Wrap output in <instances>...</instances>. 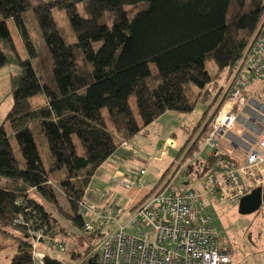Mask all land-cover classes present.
Wrapping results in <instances>:
<instances>
[{"label": "trees", "instance_id": "1", "mask_svg": "<svg viewBox=\"0 0 264 264\" xmlns=\"http://www.w3.org/2000/svg\"><path fill=\"white\" fill-rule=\"evenodd\" d=\"M139 3L147 6L127 17L124 8ZM263 32L264 0H0V70L18 68L0 124V251L8 229L16 234L9 264H32L29 233L15 217L29 207L60 239L68 225L84 230L78 206L98 169L163 114L191 113L207 86L229 75L248 38ZM43 261L63 264L48 254Z\"/></svg>", "mask_w": 264, "mask_h": 264}, {"label": "built area", "instance_id": "2", "mask_svg": "<svg viewBox=\"0 0 264 264\" xmlns=\"http://www.w3.org/2000/svg\"><path fill=\"white\" fill-rule=\"evenodd\" d=\"M259 82L264 83V32L249 39L208 117L217 111L203 140V147L210 152L209 166L203 174V193L175 190L173 183L180 166L177 164L152 192L127 209L116 200L106 202L104 207L81 201L78 214L83 229L99 238L78 264L90 260L95 264H230L231 250L219 248L204 196L214 202L237 204L263 184L264 175L257 177L256 172L264 164V140H258L241 162L219 148L220 141L248 106L264 109L247 97L248 90ZM119 148L134 153L126 142ZM144 174L141 170L132 178L113 175L109 182L130 190L139 186ZM25 213L27 217L18 215L13 224L25 227L29 233L32 264H45L41 246L59 251L63 242L47 233L45 223L35 211L27 207Z\"/></svg>", "mask_w": 264, "mask_h": 264}, {"label": "rangeland", "instance_id": "3", "mask_svg": "<svg viewBox=\"0 0 264 264\" xmlns=\"http://www.w3.org/2000/svg\"><path fill=\"white\" fill-rule=\"evenodd\" d=\"M45 0H32V5L38 4ZM147 6L146 3H139L136 5H131L125 7V13L127 17H132L134 14L143 10ZM58 20L60 22V26H63L65 31V38L70 42H73L74 39L71 35V30L67 19L64 17L63 13L59 14ZM8 27L10 29L11 35L17 47V50L21 57H26V53L20 41V38L16 32L15 27L11 22H8ZM36 31L39 34L38 29ZM251 38V36L248 38ZM98 46V45H97ZM36 66V63H34ZM13 67H5L2 71H0V120L3 121L4 115L7 110L10 108L12 104L11 96L9 95V88L5 87V75L12 69ZM151 69L155 74V68L151 65ZM263 82H259L258 85ZM7 85V84H6ZM264 86V83H263ZM262 94L256 96L255 101L261 104L264 107V90L261 92ZM190 99H192V95L189 93ZM42 98L36 97L33 102H40ZM251 108V107H250ZM251 110L257 113L259 116L264 117V111L258 110L257 108H251ZM104 114L106 111H103ZM199 112V108L195 109V114L191 118H188L187 124L193 125L200 119V116L197 115ZM188 116L187 114H184ZM213 115V114H212ZM185 117V116H182ZM212 117V116H211ZM210 117V118H211ZM194 119V121H193ZM259 123V127L262 129V136L264 137V121L257 120ZM192 130H190V133ZM248 134L251 137H256L253 129L248 130ZM140 139V138H137ZM133 141V140H132ZM137 141V140H136ZM148 145L150 142L147 140L144 142ZM141 145V142L138 143ZM138 146L135 144V147ZM142 147V145H141ZM189 150V149H188ZM187 151L185 153H180V155L174 160L173 163L157 155L154 157V150L140 151L142 154L147 156V159H139L142 162L138 166L135 164L136 168H143L146 170V175L143 176L142 181L144 184V188L148 189L149 192H152L154 187L158 186V180L160 179L159 184L166 179L168 175H170L177 164H180L179 170L176 174L173 187L177 191H185L190 190L188 188H198L201 192H203L206 188V182L204 178L195 171L196 162L191 160V157L185 158ZM47 152V149H42V154ZM197 153L198 151H194ZM123 153L121 149H117L115 154L120 155ZM193 153V154H195ZM205 155V154H204ZM170 164V165H169ZM107 161L101 167H103V172H105V168L108 167ZM169 165V167H168ZM105 167V168H104ZM168 167V168H167ZM100 170V168H99ZM102 170V168H101ZM184 178V181L183 179ZM192 178V179H191ZM188 179L191 181L186 182ZM186 183V184H185ZM97 184L95 182L94 186ZM92 185H89L87 192L85 194V198H83V202H89L91 193L88 192L89 188ZM148 192V193H149ZM31 196L34 197V194L31 193ZM60 204L66 208V200L62 194L58 195ZM204 203L207 211L212 215L213 218V226L217 232V244L219 247H229L232 249V261L231 264H264V205L260 207V209L250 215H240L238 213L237 204H226L223 202H214L209 199H204ZM67 228V236L63 238H59L58 240L63 242V248L61 250H54L50 247L41 246V251L46 254H52L62 261L63 264H78L80 259L86 254V250H90L95 243L98 241L97 236L89 234L84 230H81L75 226H66ZM16 234L13 229H8L5 242L8 244L7 247L0 251V264H9L10 257L16 251V246L14 245ZM76 254H81V257H78ZM88 264V263H86Z\"/></svg>", "mask_w": 264, "mask_h": 264}, {"label": "crops", "instance_id": "4", "mask_svg": "<svg viewBox=\"0 0 264 264\" xmlns=\"http://www.w3.org/2000/svg\"><path fill=\"white\" fill-rule=\"evenodd\" d=\"M10 67L13 68L10 69L7 75L4 76L6 88L7 87L9 88L10 75L16 74L18 72L17 67L15 66H10ZM3 69H1L0 71H2ZM226 79H227L226 74L222 73L218 79H216L213 83L207 86L208 90L210 91L207 92L208 96L204 97L202 100H199L195 104L193 111L187 114L188 116L175 112H167L162 116H160L153 123H151L143 132L138 133L137 135L132 137L126 143L130 147V149L134 151V153L119 148L123 153H121L120 155H116L114 153L107 160V163L109 165L107 168L104 167L105 172H103V167H100V170L98 169L97 173L93 177L90 183V185L92 186H90L88 191L91 193L90 200H88L89 202H85V203H93L98 206L104 207L106 202L111 200H116L118 205L127 209L137 204L142 198H144L145 195L149 192L148 189L144 188L143 186L144 184H142L143 183L142 178L143 176L146 175V170L143 168L137 169L135 164L141 166L140 164L142 162H140L139 159L140 158L147 159V156L142 154L140 151L147 152L150 149L154 150V157L160 155L161 157L166 158L170 162V164L174 162V160L180 155V153H185V151H187L191 147L194 140L197 138L202 127L206 123L211 111L215 107L217 99L219 97L220 90L224 86ZM258 84L259 83H256L248 90L247 97L250 100H255L254 98H256L257 95H259L260 98V95L262 94L261 92L264 90V86L263 83L262 84L260 83V85ZM215 97L216 100L213 106L209 108L210 104H212ZM250 107L251 106H248L242 113L239 114L238 123L224 136V138L220 141V145H219L220 152L229 155L233 160L237 162H241L244 160L246 153L251 148L256 146L258 140H264V137L262 136V129L259 127V123L257 122V120L264 121V117H261L257 113L253 112ZM197 108H199V112L197 113V115L198 116L201 115L200 119L206 113L205 120L201 122L200 126H198V122L200 121V119L197 122H195V124L188 125L187 124L188 118L194 116L195 109ZM262 111H264V109H262ZM1 123L2 121L0 120V124ZM249 129H253V131L256 134V137H251L248 134ZM190 130H192L191 134H189ZM147 140L150 142L148 145L144 143ZM139 142H141L142 147L141 145L138 144ZM170 142L171 144H169ZM135 144H137L138 146L135 147ZM209 156H210V152L203 147V142L200 144L198 152L191 156V160H193V162L197 161L195 171L198 172V174H200L202 177L204 172H206L208 169L209 161H210ZM141 170H144L145 174L141 176L139 186L133 187L130 190H126L122 188L120 185L112 186L109 182L110 178L113 175L117 177L124 175L128 178H132L133 175H135ZM262 174L264 175V164L259 165L258 171L256 172V176L260 177V175ZM182 179L184 181V178ZM191 179H188L186 182L191 181ZM95 182H97V184L94 186ZM188 189L201 192L200 189L198 188H188ZM83 198H85V195ZM204 199H209V197L204 196ZM219 248L222 250L230 249L232 252V249L229 247H219ZM44 254L46 253L44 252ZM53 254L54 253L48 255H50L53 258H56ZM9 259L11 260L12 257H10Z\"/></svg>", "mask_w": 264, "mask_h": 264}, {"label": "water", "instance_id": "5", "mask_svg": "<svg viewBox=\"0 0 264 264\" xmlns=\"http://www.w3.org/2000/svg\"><path fill=\"white\" fill-rule=\"evenodd\" d=\"M264 205V180L261 187L253 189L237 203L238 213L240 215H250L257 212ZM88 264H95L94 260L88 261Z\"/></svg>", "mask_w": 264, "mask_h": 264}]
</instances>
